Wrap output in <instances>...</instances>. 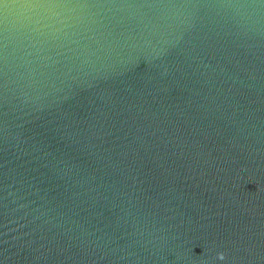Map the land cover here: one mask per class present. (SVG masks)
Instances as JSON below:
<instances>
[{
    "label": "water",
    "instance_id": "water-1",
    "mask_svg": "<svg viewBox=\"0 0 264 264\" xmlns=\"http://www.w3.org/2000/svg\"><path fill=\"white\" fill-rule=\"evenodd\" d=\"M0 264H264V0H0Z\"/></svg>",
    "mask_w": 264,
    "mask_h": 264
}]
</instances>
